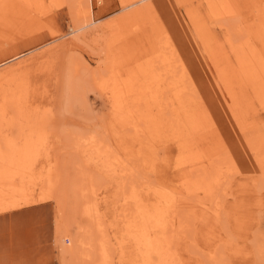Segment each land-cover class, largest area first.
<instances>
[{
	"label": "rangeland",
	"instance_id": "374dc122",
	"mask_svg": "<svg viewBox=\"0 0 264 264\" xmlns=\"http://www.w3.org/2000/svg\"><path fill=\"white\" fill-rule=\"evenodd\" d=\"M160 28L183 101L127 95ZM261 57L264 0H0V214L49 264H264Z\"/></svg>",
	"mask_w": 264,
	"mask_h": 264
},
{
	"label": "bare ground",
	"instance_id": "6f19581e",
	"mask_svg": "<svg viewBox=\"0 0 264 264\" xmlns=\"http://www.w3.org/2000/svg\"><path fill=\"white\" fill-rule=\"evenodd\" d=\"M212 2V1H211ZM210 2V3H211ZM213 3V2H212ZM214 5V4H213ZM135 12V11H134ZM214 14V13H213ZM158 23V22H157ZM140 24V23H139ZM144 25V24H143ZM136 27V26H135ZM143 28V26L141 25V26H139L138 28ZM162 28V27H161ZM160 28V29H161ZM155 29H156V27H155ZM159 29V30H160ZM163 29V28H162ZM157 30L156 32L154 31L153 33H152V35H151V46H152V51H154V54H155V57H154V59L156 60V61H158V60H163L162 62H163V64H162V67H161V65L160 66H157L155 63H153L154 61H152L147 67H145V66H143L142 64V66H140V68L141 69H136V71H133L132 73L134 74V72H135V75H134V78H135V80H134V82H133V84H132V87H129V89H128V91H127V95H129V93H135V94H137V95H139V96H146L147 94H149V93H151V98H159L160 97V95H161V93L165 90L166 91V93H167V90L168 91H173V96L178 100V101H183V98H184V96H185V94L187 93V91L190 89L189 87H187V85H185L186 83H185V76H183L182 74H183V71L181 72V73H174V68L176 67L177 68V64L178 63H176V62H178V61H180V60H178L177 61V59L178 58H176L175 59V67H173V68H170V65H171V63L169 62V59H170V56H169V53H173V52H175L174 51V48H173V46H174V41H172L171 39V37H169L168 35V32H166L165 30ZM153 31V30H152ZM147 33V32H146ZM148 34H149V32H148ZM146 35V34H145ZM149 38V37H148ZM148 38H147V36H146V39L148 40ZM165 39V41L163 42V47H157V42L158 41H160L161 39ZM168 39H170L171 40V42L170 41H168ZM162 44V43H161ZM153 55V54H152ZM152 58V57H151ZM262 59H260V60H264V58L263 57H261ZM150 59V58H149ZM171 60V59H170ZM147 61H149V60H147ZM261 61V62H262ZM181 63V62H180ZM263 63V62H262ZM168 64V65H167ZM173 66V65H172ZM181 66V65H180ZM183 69V68H182ZM187 70V69H186ZM188 71V70H187ZM185 73V72H184ZM174 74V76H172ZM169 75H170V77H171V79H170V77H169ZM127 77V76H126ZM126 79V78H125ZM127 80V79H126ZM125 81V80H124ZM112 84V83H111ZM116 85V84H115ZM112 86V85H111ZM123 86V85H122ZM182 86V87H181ZM183 86H185V87H183ZM107 88V87H106ZM105 88V89H106ZM113 88V87H112ZM120 88V90H122V92H124L125 93V88L124 87H119ZM126 88H127V86H126ZM108 90V89H107ZM111 90H113V89H111ZM119 90V89H118ZM109 91V90H108ZM113 92V91H112ZM111 93V92H110ZM165 94V93H164ZM136 95V96H137ZM117 96V95H116ZM119 97V96H118ZM127 97V96H126ZM141 97H139V99L141 98ZM191 97V96H190ZM123 98H125V96L123 97ZM162 98V97H161ZM163 98H164V96H163ZM162 98V99H163ZM171 98H173V97H171ZM170 98V99H171ZM117 100V99H116ZM122 100V99H121ZM125 100V99H124ZM145 101V100H144ZM161 101V100H160ZM164 101H166L165 99H164ZM175 101V100H174ZM173 101V102H174ZM123 102V101H122ZM171 103V102H170ZM175 103V102H174ZM180 103V102H179ZM186 103H188V102H186ZM182 104V103H181ZM159 106L161 105V106H163V103H161V102H159V104H158ZM174 105V104H173ZM169 106H167L166 108H168ZM182 107H183V105H182ZM161 109V108H160ZM149 110V109H148ZM157 110H159L158 108H157ZM168 110V109H167ZM154 111H155V109H154ZM160 112V111H159ZM145 113V112H144ZM148 113V112H147ZM146 114V113H145ZM158 114V113H157ZM163 114V113H162ZM161 114V115H162ZM144 115V114H143ZM142 115V116H143ZM148 116V115H147ZM164 116V115H163ZM149 117V116H148ZM155 117H156V114H155ZM160 117H162V116H160ZM144 118H147V117H143V119ZM163 118V117H162ZM142 119V120H143ZM151 119V118H150ZM155 119V118H154ZM164 119V118H163ZM146 120V119H145ZM144 120V121H145ZM149 120V119H148ZM146 122H148L147 120H146ZM185 122V121H184ZM149 123V122H148ZM155 123V122H154ZM153 127V126H152ZM161 127V126H160ZM163 127V126H162ZM197 128V127H196ZM162 131V130H161ZM185 131V130H184ZM164 132L162 131V134H163ZM149 134V133H148ZM121 135V134H120ZM165 135V134H164ZM163 135V136H164ZM206 136V135H205ZM163 138V137H162ZM196 138V137H195ZM205 137H203V139H204ZM195 140H197L198 141V139H195ZM121 141V140H120ZM169 142V141H168ZM172 142V141H171ZM146 143V142H145ZM217 143V142H216ZM165 144V143H164ZM176 144V143H175ZM173 145V144H172ZM150 146H151V144H150ZM153 146V145H152ZM151 146V147H152ZM200 147V146H199ZM198 146H197V148H199ZM214 148V147H213ZM151 149V152L153 153V148H150ZM149 149V150H150ZM155 150V149H154ZM233 157V156H232ZM145 161V160H144ZM224 162V161H223ZM145 163V162H144ZM146 163H147V161H146ZM225 163V162H224ZM230 163V162H229ZM147 165V164H146ZM148 165H149V163H148ZM231 165V164H230ZM221 166V165H220ZM223 166V165H222ZM146 167V166H145ZM129 168V167H128ZM151 169V168H150ZM231 172V171H230ZM217 173V172H216ZM214 176H215V174H213ZM203 177V176H202ZM207 178V177H206ZM204 179V178H203ZM202 180V179H201ZM206 181V180H205ZM208 181V180H207ZM212 181V178L210 179V182ZM223 181V180H222ZM191 182H192V180H191ZM201 182V181H200ZM204 184V183H203ZM206 186V185H205ZM204 188V187H203ZM210 189V188H209ZM206 191V190H205ZM52 196V195H51ZM176 201L177 200H175V203H176ZM174 202H172V204H174V205H176ZM179 204H181V201H180V203ZM172 207V206H171ZM174 207V206H173ZM174 215H172V217H171V220H173V219H175V217H173ZM172 222H174V221H172ZM92 245V244H91ZM90 247V246H89ZM82 248V249H81ZM81 248H79L78 250H74L73 248L72 249H70L69 248V254L72 256V264H83L86 260H87V258H89V256H90V253L88 252V251H85V252H82V251H84L85 249L83 248V246L81 247ZM78 251V252H77ZM92 251V250H91ZM92 253V252H91ZM81 254H83V255H81Z\"/></svg>",
	"mask_w": 264,
	"mask_h": 264
},
{
	"label": "crops",
	"instance_id": "0c3cea01",
	"mask_svg": "<svg viewBox=\"0 0 264 264\" xmlns=\"http://www.w3.org/2000/svg\"><path fill=\"white\" fill-rule=\"evenodd\" d=\"M27 208L0 214V264H49L53 252L41 242L40 227L25 220Z\"/></svg>",
	"mask_w": 264,
	"mask_h": 264
}]
</instances>
